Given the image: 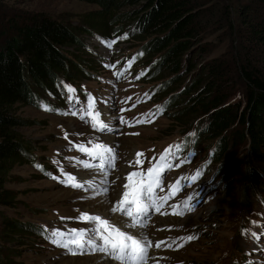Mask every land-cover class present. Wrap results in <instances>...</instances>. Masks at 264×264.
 <instances>
[{
	"label": "rangeland",
	"instance_id": "rangeland-1",
	"mask_svg": "<svg viewBox=\"0 0 264 264\" xmlns=\"http://www.w3.org/2000/svg\"><path fill=\"white\" fill-rule=\"evenodd\" d=\"M95 10L79 0H0V14L17 16L22 23L32 16L44 15L77 28L82 17ZM79 38L88 55L74 53V56L88 70V76L83 73L87 78L76 80L75 84L82 82L79 88L88 91L89 101H83L80 96L85 97L86 92L80 89L76 94L75 89L62 81L56 96L42 97L41 109L33 105L14 106L15 117L25 123L17 133L30 146L34 157H25V164L13 169L14 180L7 187L17 195L19 204L14 210L0 208V232L1 219L5 217L17 221L28 233L14 235L16 242L10 236L5 237V243L0 241L3 249L0 264L9 261L10 264H88L87 260L101 253L85 250L77 254L78 250L67 251L64 245L69 244L73 230L75 234L81 229L87 233L96 227L94 221L81 219L82 214L100 216L108 208V217L100 216L102 219L131 222L128 216L120 215L119 209L113 212V218L110 211L123 197L130 172L137 174L133 180L147 182L151 178L154 184V206L141 217L143 226L137 223L146 230L148 238L145 264H246L248 261V264H264V238L259 235V239L256 236L251 239L256 253L247 260L243 256V249L248 250L247 242L238 235V227L246 215L245 202L249 201L253 207L258 196L264 200V195L252 188L248 200L244 197L245 202L242 201V189L247 191L243 183L246 167H238L230 180L226 163L232 161L208 162L207 149L211 146L207 143L196 145L182 155L171 154L184 135L168 118L171 109L166 115L160 111L165 99L158 101L149 92L156 83H143L145 58L136 59L133 54L140 44L123 37L107 39L97 32ZM225 50L215 47L205 60ZM117 58L127 59L119 74L112 76L110 69L119 64L114 67L111 63ZM101 60L106 63L103 71L98 68ZM195 64H198L196 60ZM64 92L77 95L78 102L66 104L58 100ZM48 104H53L49 111ZM62 105L64 108L59 113ZM102 126L103 130H98ZM111 136L114 141L108 145L107 138ZM99 144L109 150L104 161L106 167L88 155V150ZM81 147L86 151H81ZM150 168L154 169L151 174ZM82 174L89 183L77 179ZM73 182L80 187H72ZM261 227L257 226L256 230L261 229L264 234ZM51 232L57 245L47 240Z\"/></svg>",
	"mask_w": 264,
	"mask_h": 264
},
{
	"label": "trees",
	"instance_id": "trees-1",
	"mask_svg": "<svg viewBox=\"0 0 264 264\" xmlns=\"http://www.w3.org/2000/svg\"><path fill=\"white\" fill-rule=\"evenodd\" d=\"M79 1L96 10L83 16L77 28L44 15L19 23L17 16L0 14V208L14 210L19 204L7 185L14 180V167L33 157L17 133L25 123L15 117L14 106L39 107L62 81L79 94L82 82L75 81L87 78L83 73L88 70L74 53L88 55L79 35L91 32L140 44L134 58H145L144 83H156L152 96L165 99L162 114L171 109L168 118L191 146L215 148L208 162L232 161L226 163L230 180L238 167H246L242 201L252 188L264 195V0ZM215 47L226 50L206 61ZM126 59L111 63L119 64L110 69L112 76ZM105 64L100 61L98 68L103 71ZM245 204L242 224L261 207ZM1 225V243L28 233L13 219L2 217Z\"/></svg>",
	"mask_w": 264,
	"mask_h": 264
},
{
	"label": "snow or ice",
	"instance_id": "snow-or-ice-1",
	"mask_svg": "<svg viewBox=\"0 0 264 264\" xmlns=\"http://www.w3.org/2000/svg\"><path fill=\"white\" fill-rule=\"evenodd\" d=\"M123 122V120H121ZM93 127H96L93 124ZM103 130V126L98 129ZM81 151H86L81 147ZM108 149L104 145H96L92 150H88V155L93 159H99L102 167H106L104 161L107 158ZM86 167L88 165H85ZM149 173H153L154 169L150 168ZM136 173H129V183L124 185L125 191L123 197L117 201V206L112 207V212L120 210L121 216H128L131 222H118L120 226H115L117 222H109L108 219H102L100 216H81V219L94 221L96 227L85 232L81 229L79 234H75L70 238L69 245H74L75 249L80 251L99 252L105 257H111V260H105V264H112V261H119V264H145L148 253L147 240L142 236L130 233L127 229L137 227V223L143 226L141 217H145L150 207L154 206L152 198V188L154 186L153 179L147 182L135 181L132 178ZM72 187L78 188L79 184L72 183ZM106 191V190H105ZM123 229V230H122ZM71 250V249H70Z\"/></svg>",
	"mask_w": 264,
	"mask_h": 264
},
{
	"label": "bare ground",
	"instance_id": "bare-ground-1",
	"mask_svg": "<svg viewBox=\"0 0 264 264\" xmlns=\"http://www.w3.org/2000/svg\"><path fill=\"white\" fill-rule=\"evenodd\" d=\"M113 141H114V137H108L107 138V143H108V145H110V144H112L113 143ZM107 148V147H106ZM83 175V174H82ZM77 179L81 182V183H89L88 182V178L86 177V176H78L77 177ZM102 179H106V177H103ZM100 181V180H99ZM103 181V180H102ZM101 181V182H102ZM108 208H105L103 211L104 212H100L99 213V215L100 216H102L103 218H106V217H108V215H107V212H108V210H107ZM110 211H111V209H110ZM109 211V213L111 214V212ZM113 213V212H112ZM111 217L113 218L114 217V213L113 214H111ZM121 220V219H120ZM121 221H124V220H121ZM121 221H119L118 219L117 220H114V219H110V223L111 222H117L116 223V225L115 226H120V224L118 223V222H121ZM123 230V229H122ZM127 231H129L130 233H133V234H137V235H139V236H142L143 238H145L147 241H148V238H146V234H145V232H146V230H144L143 228H141L140 226H138L137 225V227H135V228H132V229H127ZM101 257V258H100ZM102 257H105L104 256V254L103 253H101L99 256H96L93 260H87L88 261V264H93L96 260L97 261H101V262H99L100 264H105V260L107 259V260H111V257H105L106 259H104V258H102ZM112 264H119L117 261H112Z\"/></svg>",
	"mask_w": 264,
	"mask_h": 264
}]
</instances>
